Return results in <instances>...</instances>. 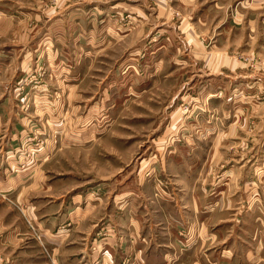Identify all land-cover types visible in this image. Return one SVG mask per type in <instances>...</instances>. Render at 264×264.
<instances>
[{"label":"rangeland","instance_id":"obj_1","mask_svg":"<svg viewBox=\"0 0 264 264\" xmlns=\"http://www.w3.org/2000/svg\"><path fill=\"white\" fill-rule=\"evenodd\" d=\"M42 1L0 0V9L5 12L0 18L9 23L7 33L0 29V49L11 53L9 59L0 60V98L15 96L10 118L16 117V109L18 118L26 120L25 124L21 120L22 126L16 123L12 127L19 128L21 144L17 151V147L9 150L17 152L18 162L13 166L6 162L3 156L7 149L0 157L3 165L22 174L48 162L39 175L46 177L48 185L58 184L54 192L58 199L66 195L71 201L81 195L86 203L101 194L105 198L98 219L76 228L74 237L67 241L78 254L74 259L88 250L91 264H117L106 249L96 256L98 246L93 247L91 240L114 235L113 225L106 220L115 214V196L133 191L138 196H132L133 205L128 206L133 207L132 216H127L137 219L141 231L149 233L146 240H140L139 249L161 261L159 264H200L197 261L206 260L209 254L212 260L207 264H227L225 251L231 241H236V256L243 261L251 233L248 226L238 216L232 222L210 220L205 214L204 218H192L189 194L200 182H220L224 172L234 165L241 167L244 148L251 146L252 161L258 157V148H264V134L254 136L256 141L252 138L250 144L246 135V128L254 131L264 116V0H192L194 4H185L190 0H103V22H110V34L118 40L109 38L105 45L93 46L92 56L82 54L83 29L68 30L70 23L66 22L67 33L60 36L58 31L63 27L55 21L66 12L95 4L74 0L60 7L58 0ZM37 7L43 9L42 18L34 13ZM49 27L52 29L47 31ZM51 33L57 56L54 66L46 54L45 39ZM72 63L82 71L79 78L64 84L66 76L57 79L53 68ZM248 105L254 109L248 112ZM234 119L241 122L239 140L227 138ZM255 163L260 165L261 161ZM201 173L202 181L196 179ZM167 186L175 188L179 198L188 192L183 214L191 217L190 223L175 221L173 232L168 234L157 212L158 202L174 200L173 194L161 192ZM207 193L223 198L216 195L217 190ZM3 198L11 210L8 218L28 227L30 233L24 240L36 241L43 256L55 264L45 234L28 207L5 195ZM128 201L132 202L131 197ZM200 233L213 238L202 249L196 245ZM196 247L200 254L197 261L192 255ZM23 251L0 250L6 255ZM1 261L6 262L2 254ZM118 264L130 262L125 258Z\"/></svg>","mask_w":264,"mask_h":264},{"label":"crops","instance_id":"obj_2","mask_svg":"<svg viewBox=\"0 0 264 264\" xmlns=\"http://www.w3.org/2000/svg\"><path fill=\"white\" fill-rule=\"evenodd\" d=\"M35 1L43 2L42 0ZM73 1L74 0H58L57 5L65 7L68 3H73ZM86 1L88 0H83L82 2ZM102 1L103 0H89V4H95L93 7L91 6L92 9L87 7L86 10L69 11L55 21L56 25L63 27L60 28V31H58L60 36L67 33V31L64 33V29H66V22L67 24L70 23L69 26H67L68 30L70 27H73V29L77 31L83 29L84 37L82 38L83 40H81L83 43L81 50L84 56H92L93 46L100 47V44L103 42L105 45L106 40H118L117 36L110 34V31H113L110 27V22L107 24H104L103 22V18H105L104 11H106V8H104ZM189 3L194 4L195 0L194 3L190 0V2L186 1L185 4ZM112 6L115 10L117 9V5ZM39 8L41 7L34 8V13L36 16L42 18L43 9L41 10ZM59 9L58 13L62 12V8ZM111 12L115 13L114 10ZM4 14L5 12L0 9V16ZM93 15L96 16L92 20L91 17ZM199 19H201L200 22L203 23V17L201 16ZM7 20L8 19L6 18H0V21H2L0 29L3 33L8 32L9 23H6ZM11 25L12 23L10 26ZM50 28L52 29V27H49L47 31H50ZM97 31L98 33H96ZM46 37H49L45 39L46 43H48L47 48H49L47 49L46 54H48V58H51V66H54V64H56L54 59L57 57L51 46V44L53 45V41H55L53 39L54 33H51V35ZM49 39H51L52 42H50ZM60 42L63 41L60 39ZM34 56L35 54L32 53V57ZM10 57L11 53L9 49L6 51L0 49V60L4 61L5 58L9 59ZM24 60L26 59L24 58ZM30 60L32 61V59ZM30 65L33 66L32 62H30ZM81 71L82 70H80L78 66L76 67L73 63L71 66L58 65L53 68L54 76H56L57 79H61L64 75L66 76L63 80L65 81L64 84H69L68 81L74 77H78V73ZM12 96L6 98L1 97L2 99L0 98V152L3 150V152H5L7 149L5 152L6 155L4 154L3 157L4 159L7 158L6 162H9L10 166H13L18 162V160L16 156L17 152L12 151V149L9 150V148L17 147V149H15L17 151L19 145L21 144L20 138L17 135L19 128L17 129L15 128L17 126H15L12 129V127L16 123L20 125L21 120H25V118H18L19 114L16 109V117L11 116L10 118L9 112L14 108V105H16V100H14L15 96ZM13 100L14 102H12ZM253 107L254 106L248 105V112L251 109H254ZM256 107H260V105H256ZM48 111L49 110H47V112ZM262 111H264V108ZM48 113L50 116H55L50 113V111ZM56 118L58 119V117ZM11 119H16V122L12 124ZM235 119L232 122V127L228 128L227 138L233 137V140H239L242 137L243 132L241 133V130L239 129L241 122L237 123ZM259 122L260 125H258L252 132L246 128V135H248L249 138L248 144L251 143L252 138L256 141L254 136H262L264 134L262 131L264 130V116L259 119ZM25 123L26 120L24 121V124ZM1 128H3L2 131ZM8 131L13 134L11 135L7 133ZM240 133L241 136L239 135ZM67 137L70 139V135H66V138ZM260 143L261 141H259V144ZM250 149L251 146L249 145L248 148H244L242 150L241 157H243L244 163L242 166L240 165L241 167L235 165L234 167H231L229 170L224 172V176L221 178L220 182L218 180H210L208 183L200 182V184L195 185L193 192L189 194L192 203L191 208L194 212L192 218L198 219L203 217V214H205V217H210V220L215 219L218 222L230 220L232 222L235 220V217L238 216V219L242 220L244 226H248L249 230H251L250 237H248L249 239L247 240L245 237L249 242L248 244L244 242L247 249L243 250L245 253V256L242 258L243 261L236 256L239 249L238 245L235 244L236 241H231V245H228V249L225 251V253H228V261L226 259L227 264H259L261 260H264V148L263 146L258 148V157L255 156L253 161V156L249 157V155H251L249 151ZM52 154L53 153L51 152L50 159L54 157ZM3 157H0V250L5 247L11 250L22 249L24 251L23 254L20 255L14 252L10 255L0 252V255L2 254L6 257V262L3 263L1 261L0 264H45L44 262H46V264H51L50 260L43 256L42 250L36 241L31 240L28 242L27 239L24 240V238H26L30 233L26 224L22 221H17L16 219L11 221L8 218L7 213L11 210L7 206L8 202L3 198V195L8 198L16 199L28 207V213L45 234L48 247L52 251V260L55 264H91V254L88 253V250H82L80 259H74V257L78 254H74V252H72L76 251V249H71L70 244L72 242L69 243L67 241L74 237L73 233L76 228L83 227L88 224V221L94 219L95 217L98 219L102 212L101 208L105 203V198L102 194L99 195V198H96L94 202L86 201V203L83 202V197L81 195L76 198L72 197L71 201H68L65 198L66 195L62 196V194V197L58 199L57 196H54V192L58 189V184L48 185L46 177L39 175L44 170V167L48 162H46V164L38 165L36 169L31 170V172L27 174H22L21 172H13L7 166L3 165ZM241 157H239V159H241ZM256 160L259 162L261 161V164L255 166L254 164H256ZM203 174L204 173L198 174L196 179L202 181ZM42 177H44L43 180ZM223 182L225 183V186L220 185ZM188 183L191 184L192 182L188 181ZM44 186L50 190L48 193L49 195H45L47 189H45ZM156 186L158 185L154 184V187L157 189ZM219 186H221V188ZM99 187L103 188V185L100 184ZM166 188L167 189H161V192L164 195L169 196L170 194H173L174 200L163 199L162 203H157V199H155V201L157 204H160L157 212L160 216H162L166 224V227L164 226L163 230L166 234H168L169 230L173 232L171 229H174L173 225L175 221L176 223H180V221L185 223L186 220L187 223H190L188 219L191 217L187 216V214H183V212H185V210H183L185 209L184 206H188V202H186L188 192L183 196L181 195L182 197L179 198L176 193L173 192L175 191V188L170 186H167ZM209 190H217L218 193H216V195H221L223 198L208 196L207 192ZM132 196H138V193L128 191L115 196V206L113 211L115 214L118 213L119 215L112 214L109 218H107L108 221L106 220L108 224L113 225L115 233L113 235L112 232L110 236L101 240L98 237L93 238L91 240V245L93 247L98 246V253L96 256L98 254H102L104 252L103 250L106 249L105 251H108L109 256H114L117 264L125 258L129 260L130 264H159L161 261L152 258L151 255L148 256L144 252L142 253V249H139L140 240H146L149 233H143L138 224V220L136 219V221H133L132 218H130L132 216L131 209L133 207L129 208L128 206L133 205ZM46 197L54 198V201L46 199ZM129 197H131L132 202L128 201ZM37 198L39 199L37 200ZM165 200L167 202L163 204ZM173 202L175 204H173ZM119 203H121L122 206H118ZM120 208L122 209V212L117 210ZM130 214L131 216L128 217L127 215ZM113 215H115V217ZM247 220L250 223H247ZM203 222H205V219ZM170 226L172 227L170 228ZM123 236L125 239H123ZM21 239L23 240L21 241ZM212 239L213 238L207 237L206 234L200 233V238H198L200 243H196L198 249L199 247L202 249L203 245L206 247L207 243L211 242ZM233 242L236 245L235 247ZM239 244H241V242H239ZM197 247L195 248V251ZM140 255L142 256L141 259ZM192 255H194L196 261L200 259L199 251H196V254L193 253ZM205 257L206 260H199L197 262L200 264H207L208 261L212 260V256L210 254ZM139 260H141V262Z\"/></svg>","mask_w":264,"mask_h":264}]
</instances>
